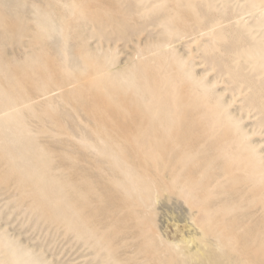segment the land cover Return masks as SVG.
<instances>
[{
  "label": "rangeland",
  "instance_id": "rangeland-1",
  "mask_svg": "<svg viewBox=\"0 0 264 264\" xmlns=\"http://www.w3.org/2000/svg\"><path fill=\"white\" fill-rule=\"evenodd\" d=\"M55 2L57 3L55 4ZM0 3V61L2 62H0V75L2 74V77L0 76V109H2L0 110V143H2L0 144V253L2 252L0 261L2 260V262L0 263L10 264L8 260L3 258L7 248L8 251L19 255L18 264L24 262L25 259V264H124L121 257H129L128 261L130 262L133 260L134 253L147 255L149 250L156 246L154 241H157L158 244L155 249L160 247L157 249L158 252L163 253L166 248L160 262L169 264H186V262L188 264H204V261L206 263L207 261L211 262L216 256L208 247H206L207 249L203 248L202 256L198 255L199 257L190 258L191 260L184 253L193 245L191 246L190 243L189 246L182 240L183 231L180 224L181 220H179L192 215V218L199 219V216L203 217L204 209L211 207L206 204L207 200L203 197L204 189L200 191L205 187L204 180H200L201 182L193 187L184 184L177 186L175 180L178 181L177 179H179L186 182L189 178L193 179L197 175V172L192 169L194 166L191 168L192 164L190 162L193 158V161L198 160L197 162L203 165L220 160L225 165L226 175L229 176L230 173L236 171L235 167L239 163L238 159L239 161H245V157L239 158V155L250 152V155L248 153L249 157L246 155V160H249L247 163L257 165L256 172L262 174V185H264V25H262L264 24V0H0ZM189 11L192 14H189ZM46 16L47 20L44 21V24L42 18L45 19ZM256 16L258 17L256 18ZM141 18L142 20L146 18V20H143L144 23L139 20ZM49 20L54 21L59 29H54L56 26L54 27ZM46 21L51 23L53 27ZM111 23H113V26H110ZM138 23H140L139 26ZM46 24L48 25L47 28H45ZM117 24L119 25L117 26ZM126 26L129 27L126 28ZM185 26L188 31L191 29V32H188ZM97 27H103L101 29L103 31H98L100 28L97 29ZM133 27L137 28L133 30ZM213 31L214 34H212ZM50 32L54 33L51 34ZM187 32L192 36L188 37ZM47 33L51 34V39L48 38ZM183 37L184 41L182 40ZM57 38H59L58 41ZM180 38L182 39L180 40ZM29 58L32 60L30 61ZM181 61L182 63L179 64ZM199 62L202 63L199 64ZM219 66L221 69H219ZM217 69L218 71H216ZM187 74L188 76H186ZM251 74L252 76H250ZM31 79L32 81H30ZM33 83L38 85L35 87ZM101 83L106 84L103 87ZM105 86H107V89H104ZM231 86L232 88H230ZM2 87L4 88L2 89ZM93 87L95 88L93 89ZM31 90L37 91L40 95ZM92 91L94 92L92 93ZM8 92H10V95ZM25 95L27 98H25ZM31 97L35 99L37 105ZM154 97L156 98L154 99ZM197 97L200 98V101ZM49 98L51 99L49 100ZM196 101L199 102V105H195L197 104ZM92 103L95 105L93 106ZM33 104L35 105L33 106ZM19 110L22 112H19ZM161 111L165 114L168 113V116L171 114V116L166 115L164 117L165 115ZM20 113L24 115L21 117ZM158 114L161 120L163 118L168 120L170 132L172 130L173 133L180 135L179 148L181 150L186 149L181 152V156H187L188 158L186 157L181 162V159L178 158L172 162L173 170L178 167V170L173 171L174 178L166 177V167L171 161L169 160L170 162L167 163L161 159L162 148L156 143V138L161 135L157 133L161 130H155L156 128H153L152 124L159 123L160 120H157V118L159 119ZM253 114L254 116H252ZM49 115L56 117L51 119ZM222 115L224 116L223 120ZM56 118H60V121ZM234 119L238 120L240 124ZM12 121L16 124H11ZM42 121L49 123V127ZM258 121L260 122L257 123ZM58 122L62 123L58 125ZM76 122L77 125H75ZM59 126L63 129H60ZM52 127L57 130L55 131ZM40 128H44L45 131L40 130ZM233 131H237V133ZM29 133H31V136ZM38 134L40 135L39 138H35V135L38 136ZM52 135H54V138ZM33 136L35 140L37 139L38 144L34 139L31 140ZM47 139L52 140L49 142ZM24 140L25 143H23ZM190 143L192 149L187 150ZM40 145H43L44 148ZM59 146H62L63 149ZM3 147L4 149H2ZM230 147L231 149H229ZM67 148H71V150ZM52 150L53 152H51ZM260 150L263 151L260 152ZM41 152L42 154H40ZM99 152H101L100 155ZM185 152L188 155L184 156ZM51 153H55V155ZM21 156L23 157L20 158ZM232 157L235 158L232 159ZM33 158L37 161H34ZM222 158H225V161ZM146 162L148 163L146 164ZM135 164L138 167L135 168ZM102 165L105 166L101 167ZM18 166L20 169H18ZM143 167L150 171H146ZM183 169L191 177H185L184 175V178L181 177L180 172ZM34 170L38 171H35L33 176L32 171ZM9 171L10 173H8ZM147 172L152 173V177ZM117 176L118 178H116ZM122 176L124 177L122 178ZM153 180L159 181L166 189L164 193L168 196L169 209L164 207L165 211L159 209L164 198L161 195L163 192H157V186ZM117 186L119 187L116 190ZM172 186H174V189H172ZM74 187L78 190H74ZM102 188L103 191H100ZM12 190L15 192L14 194ZM71 191L74 194H71ZM152 193L157 196L158 201H156L158 203L153 201L155 205L152 203L151 208H143L140 201L145 199L146 194L152 195ZM211 193L210 190L206 194L209 196ZM15 194L17 195L15 196ZM173 201H178L177 206H171L174 205ZM183 202L186 205L185 207ZM89 206L91 207L89 208ZM95 206L97 207L95 208ZM114 206L116 207L114 208ZM170 207H175L176 213L179 211L175 214L178 215V218L181 215L179 219L175 218L176 216L172 213L174 211ZM141 210L146 213H140ZM169 210H172V212ZM189 212H192L190 213L191 216L188 215ZM182 213H185V215L183 216ZM210 213L208 212V214ZM36 215L37 218L34 217ZM107 215L111 218L109 219ZM210 215L211 220L208 219L200 224L203 229L214 226L217 217L223 216L221 213ZM145 216L151 220L146 219ZM171 217L174 218L172 221ZM207 217L208 215H206ZM122 218L126 219L123 220ZM173 222H178V225L173 227L171 224ZM123 224L126 226L124 227ZM210 224L211 226H209ZM160 226L163 227V230ZM154 227L156 230H154ZM112 228L114 229L112 230ZM113 232L115 234L112 235ZM124 234L127 236L125 237ZM106 235L109 236L106 237ZM121 236L123 237L121 238ZM157 237L160 241L156 240ZM118 239L119 241H117ZM179 240H182V242ZM111 245L114 247H111ZM173 246L175 247L174 250H172ZM127 247L134 248V253H127ZM96 248L97 250H95ZM173 251H176L175 254ZM97 255L101 256L98 257ZM103 256L105 259H99L104 258ZM183 259L184 262H182ZM97 260L100 262L102 260V262L98 263ZM154 261L151 259L149 263L154 264ZM11 264L13 263L11 262Z\"/></svg>",
  "mask_w": 264,
  "mask_h": 264
},
{
  "label": "bare ground",
  "instance_id": "bare-ground-1",
  "mask_svg": "<svg viewBox=\"0 0 264 264\" xmlns=\"http://www.w3.org/2000/svg\"><path fill=\"white\" fill-rule=\"evenodd\" d=\"M60 1V0H59ZM115 1V0H114ZM151 1V0H150ZM183 1V0H182ZM260 1V0H259ZM145 2V1H144ZM179 2H181V1H179ZM258 2V1H257ZM57 2H55V4H56ZM61 3V2H60ZM1 4V3H0ZM141 4V3H140ZM168 4V3H167ZM182 4V3H181ZM59 5V4H58ZM65 5V4H64ZM67 5V4H66ZM112 5H113V3H112ZM171 5V4H170ZM173 5V4H172ZM69 6V5H68ZM140 6H142V5H140ZM148 6V5H147ZM146 6V7H147ZM174 6V5H173ZM255 6V5H254ZM166 7H168V6H166ZM172 7V6H171ZM35 8V7H34ZM67 9V8H66ZM65 9V10H66ZM190 10H192L191 8H189ZM261 9V8H260ZM138 10V9H137ZM171 10V9H170ZM263 10V9H262ZM192 11H194V10H192ZM36 12V11H35ZM174 12H175V10H174ZM262 12V11H261ZM49 13V12H48ZM124 13V12H123ZM172 13H173V11H172ZM191 12L189 11V14H190ZM46 14H47V12H46ZM71 14V13H70ZM192 14V13H191ZM205 14V13H204ZM193 15H194V12H193ZM257 15V14H256ZM260 15V14H259ZM36 17H37V15H36ZM45 17V16H44ZM140 17H141V15H140ZM139 17V18H140ZM177 17V16H176ZM183 17V16H182ZM191 17V16H190ZM258 16H256V18H257ZM49 18V17H48ZM136 18V17H135ZM144 18V17H143ZM192 18V17H191ZM35 19H37V18H35ZM50 19V18H49ZM137 19V18H136ZM177 19H178V17H177ZM42 20H43V23L45 24V20H47V16H46V18L45 19H43L42 18ZM84 20V19H83ZM121 20V19H120ZM139 20H142V18L141 19H139ZM143 20H146V18L145 19H143ZM143 20L141 21V22H143ZM147 20H148V18H147ZM155 20V19H154ZM195 21L197 20V19H194ZM193 20V21H194ZM256 20V19H255ZM50 21V20H49ZM79 21H81V20H79ZM113 21V20H112ZM138 21V20H137ZM198 21V20H197ZM27 22V21H26ZM51 22V21H50ZM107 22V21H106ZM115 22V21H114ZM140 22V21H139ZM188 22V21H187ZM191 22V21H190ZM206 22V21H205ZM41 23V22H40ZM46 23H48V21H46ZM51 23H53V25H54V29H59V28H57V26L58 25H55V23H54V21L53 22H51ZM51 23H48V24H51ZM118 23V22H117ZM144 23V22H143ZM142 23V24H143ZM175 23H177V22H175ZM185 23V22H184ZM251 23H254V22H251ZM78 24V23H77ZM108 24V23H107ZM112 25H110V26H113V23H111ZM139 24L140 23H138V26H139ZM182 24V23H181ZM181 24H179V25H181ZM186 24V23H185ZM184 24V25H185ZM192 24H194V23H192ZM42 25V24H41ZM82 25V24H81ZM119 24H117V26H118ZM149 25V24H148ZM169 25V24H168ZM176 25V24H175ZM195 25V24H194ZM262 25H264V24H262ZM19 26V25H18ZM44 26V25H43ZM50 26V25H49ZM51 26H52V24H51ZM50 26V27H51ZM59 26H60V24H59ZM130 26V25H129ZM129 26H126V28L127 27H129ZM134 26V25H133ZM135 26H137V25H135ZM142 26V25H141ZM147 26V25H146ZM150 26V25H149ZM189 26V25H188ZM197 26V25H196ZM33 27V26H32ZM48 27V25L46 24V26H45V28H47ZM53 27V26H52ZM91 27V26H90ZM177 27V26H176ZM186 27V26H185ZM259 27V26H258ZM98 28H100V27H97V29ZM103 28V27H102ZM102 28H100V29H98V31H103V30H101ZM134 28V27H133ZM137 28V27H136ZM136 28H134L133 30H135ZM207 28H209V27H207ZM19 29V28H18ZM20 29H21V27H20ZM34 29V28H33ZM96 29V28H95ZM106 29V28H105ZM117 29V28H116ZM185 29H187V27L185 28ZM184 29V30H185ZM246 29V28H245ZM55 30V31H56ZM125 30H127V29H125ZM129 30V29H128ZM141 30V29H140ZM145 30V29H144ZM191 29H189V31H188V29H187V31L188 32H191L190 31ZM195 30V29H194ZM210 30V29H209ZM17 31V30H16ZM45 32L47 31V29L46 30H44ZM137 31H139V30H137ZM9 32V31H8ZM51 32H52V28H51ZM50 32V33H51ZM60 32V31H59ZM88 32V31H87ZM127 32V31H126ZM187 32V33H188ZM203 32H205V31H203ZM210 32V31H209ZM216 32V31H215ZM17 33V32H16ZM23 33V32H22ZM54 33V32H53ZM53 33H51V34H53ZM61 33V32H60ZM135 33H137V32H135ZM166 33V32H165ZM184 33H185V31H184ZM199 33V32H198ZM197 33V34H198ZM202 33V32H201ZM21 34V33H20ZM48 34V33H47ZM50 34V35H51ZM58 34V33H57ZM131 34H133V32H131ZM149 34H150V32H149ZM189 34V33H188ZM209 34V33H208ZM212 34H214V31H213V33ZM216 34V33H215ZM49 35V34H48ZM50 35L48 36V38L50 37ZM55 35V34H54ZM89 35H90V33H89ZM88 35V36H89ZM103 35V34H102ZM127 35H128V33H127ZM151 35V34H150ZM247 35V34H246ZM245 35V36H246ZM30 36V35H29ZM32 36V35H31ZM58 36V35H57ZM118 36H120L119 34H118ZM117 36V37H118ZM132 36V35H131ZM186 36V35H185ZM190 36V34L188 35V37ZM192 36V35H191ZM190 36V37H191ZM205 36H206V34H205ZM208 36V35H207ZM211 36V35H210ZM214 36V35H213ZM18 37V36H17ZM40 37V36H39ZM61 37H62V35H61ZM93 37V36H92ZM97 37V36H96ZM100 37V36H99ZM104 37V36H103ZM103 37H101V38H103ZM116 37V38H117ZM187 37V36H186ZM185 37V38H186ZM13 38V37H12ZM35 38V37H34ZM54 38V37H53ZM59 38H60V36H59ZM59 38H57L56 40L58 41L59 40ZM129 38V37H128ZM127 38V39H128ZM18 39V38H17ZM49 39H51V37L49 38ZM88 39V37L86 38V40ZM98 39V38H97ZM96 39V40H97ZM182 38H180V40H181ZM13 40V39H12ZM21 40V39H20ZM122 40H123V38H122ZM183 41L185 40L184 39V37H183V39H182ZM206 40V39H205ZM18 41V40H17ZM26 41V40H25ZM178 41V40H177ZM182 41V42H183ZM206 41H208V40H206ZM19 42V41H18ZM53 42H55V41H53ZM126 42V41H125ZM21 43H22V41H21ZM211 44H212V42H210ZM41 44V43H40ZM203 44V43H202ZM201 44V45H202ZM261 44V43H260ZM18 45V44H17ZM167 45V44H166ZM165 45V46H166ZM200 45V46H201ZM20 46V45H19ZM56 46V45H55ZM69 47L71 46V45H68ZM67 46V47H68ZM199 46V47H200ZM228 46V45H227ZM15 47H17V46H15ZM58 47V46H57ZM167 47V46H166ZM165 47V48H166ZM230 47V46H229ZM262 47V46H261ZM94 48H96L95 46H94ZM183 48V47H182ZM227 48V47H226ZM263 48V47H262ZM17 49V48H16ZM90 49V48H89ZM161 49V48H160ZM48 50V49H47ZM55 50V49H54ZM68 53H70V52H68ZM74 54V53H73ZM39 55V54H38ZM75 55V54H74ZM171 55V54H170ZM177 55H179V54H177ZM41 56V55H40ZM70 56H71V54H70ZM71 57H73V55L71 56ZM143 57V56H142ZM197 57V56H196ZM4 58H5V56H4ZM77 58V57H76ZM212 58V57H211ZM28 60V59H27ZM29 60H30V58H29ZM32 60V59H31ZM30 60V61H31ZM51 60V59H50ZM70 60V59H69ZM69 60H68V62H69ZM130 60V59H129ZM207 60V59H206ZM217 60V59H216ZM34 61V60H33ZM32 61V62H33ZM73 61V60H72ZM116 61V60H115ZM175 61V60H174ZM208 61V60H207ZM207 61H206V63H207ZM1 62V61H0ZM214 62H216V61H214ZM252 62H254V61H252ZM2 63V62H1ZM7 63V62H6ZM73 63V62H72ZM75 63H76V61H75ZM74 63V64H75ZM124 63V62H123ZM182 63V61L179 63V64H181ZM191 63V62H190ZM196 63V62H195ZM198 63V62H197ZM196 63V64H197ZM202 62H199V64H201ZM28 64V63H27ZM29 64H31V63H29ZM46 64V63H45ZM77 64H79V63H77ZM209 64V63H208ZM36 66H37V64H35ZM35 65H34V67H35ZM72 65V64H71ZM131 65V64H130ZM215 65V64H214ZM219 65H220V63H219ZM243 65V64H242ZM2 66V65H1ZM117 66H118V64H117ZM125 66V65H124ZM176 66H179V65H176ZM216 66V65H215ZM214 66V67H215ZM245 66V65H244ZM249 66V65H248ZM4 67V66H3ZM7 67H9V66H7ZM33 67V66H32ZM43 67V66H42ZM45 67V66H44ZM71 67V66H70ZM78 67V66H77ZM119 67V66H118ZM173 67V66H172ZM208 67V66H207ZM30 68V67H29ZM115 68V67H114ZM130 68H132V67H130ZM26 69V68H25ZM210 69V68H209ZM219 69H221L220 68V66H219ZM22 70V69H21ZM74 70V69H73ZM76 70V69H75ZM110 70V69H109ZM251 70V69H250ZM249 70V71H250ZM78 71V70H77ZM149 71V70H148ZM187 71V70H186ZM205 71V70H204ZM207 71V70H206ZM216 71H218V69L216 70ZM220 71H222V70H220ZM219 71V72H220ZM19 72V71H18ZM25 72V71H24ZM30 72V71H29ZM109 72V71H108ZM27 73V72H26ZM25 73V74H26ZM253 73V72H252ZM255 73V72H254ZM19 74V73H18ZM78 74V73H77ZM76 74V76H78ZM174 74V73H173ZM185 74H186V72H185ZM189 74V73H188ZM188 74L186 75V76H188ZM223 74V73H222ZM2 75V74H1ZM0 75V76H1ZM82 75V74H81ZM216 75V74H215ZM10 77H11V75H9ZM19 76V75H18ZM171 76H172V73H171ZM197 76V75H196ZM250 76H252V74L250 75ZM2 77V76H1ZM21 77V76H20ZM19 77V78H20ZM27 77H28V75H27ZM68 77V76H67ZM67 77H65V78H67ZM74 77V76H73ZM112 77V76H111ZM176 77V76H175ZM211 77H213V76H211ZM13 78V77H12ZM22 78V77H21ZM24 78V77H23ZM197 78V77H196ZM112 79V78H111ZM150 79H152V78H150ZM228 79V78H227ZM23 80V79H22ZM28 80H29V78H28ZM80 80V79H79ZM79 80H77V81H79ZM81 80H82V78H81ZM105 80V79H104ZM107 80V79H106ZM170 80V79H169ZM182 80V79H181ZM208 81L210 80V79H207ZM226 80V79H225ZM261 80V79H260ZM30 81H32V79L30 80ZM102 81V80H101ZM171 81V80H170ZM1 82H3V81H1ZM21 81L19 80V83H20ZM81 82V81H80ZM36 83V82H35ZM35 83H33L34 84V86L36 87L37 85H35ZM62 83V82H61ZM25 84V83H24ZM57 84V83H56ZM55 84V85H56ZM85 84V83H84ZM83 84V85H84ZM100 84V83H99ZM102 84V83H101ZM104 84H106V83H103L102 85H103V87H104ZM205 84V83H204ZM55 85H54V88H55ZM63 85V84H62ZM61 85V86H62ZM233 85V84H232ZM4 86V85H3ZM17 86V85H16ZM71 86V85H70ZM199 86V85H198ZM202 86H204V85H202ZM239 86V85H238ZM12 87H13V85H12ZM26 87H28V86H26ZM33 87V86H32ZM58 87V86H57ZM95 87L97 88V86L95 85ZM95 87H93V89L95 88ZM106 88H104V89H107V86H105ZM207 87H210V86H207ZM224 87V86H223ZM4 87H2V89H3ZM11 88V87H10ZM65 88V87H64ZM92 88V87H91ZM112 88V87H111ZM114 88V87H113ZM112 88V89H113ZM212 88V87H211ZM210 88V89H211ZM220 88H222V87H220ZM230 88H232V86L230 87ZM229 88V89H230ZM33 89V88H32ZM82 89V88H81ZM98 89V88H97ZM103 89V90H104ZM111 89V90H112ZM125 89H127V87H125ZM224 89H226L225 87H224ZM228 89V88H227ZM14 90V89H13ZM56 90V89H55ZM54 90V91H55ZM101 90V89H100ZM110 90V89H109ZM140 91H141V89H139ZM203 90H204V88H203ZM206 90V89H205ZM32 91V90H31ZM35 90H33L32 92H34ZM58 91H60V90H58ZM70 91V90H69ZM218 91V90H217ZM7 92V91H6ZM35 92H37V91H35ZM46 92H47V90H46ZM51 92V91H50ZM94 91H92V93H93ZM107 92V91H106ZM113 92V91H112ZM231 92V91H230ZM229 92V93H230ZM9 93V95H10V92H8ZM38 93V92H37ZM61 93H63V92H61ZM66 93V92H65ZM122 93H124V92H122ZM141 93V92H140ZM16 94V93H15ZM27 94V93H26ZM28 94H30V93H28ZM36 94V93H35ZM39 94V93H38ZM252 94V93H251ZM1 95V94H0ZM40 95V94H39ZM62 95V94H61ZM124 95V94H123ZM127 95V94H126ZM147 95V94H146ZM170 95V94H169ZM7 96H8V94H7ZM18 96V95H17ZM33 96V95H32ZM94 96V95H93ZM100 96V95H99ZM104 96V95H103ZM115 96H116V94H115ZM115 96H113L114 98H116ZM145 96V95H144ZM193 96V95H192ZM202 96V95H201ZM250 96V95H249ZM34 97H35V95H34ZM51 97V96H50ZM61 97V96H60ZM101 97V96H100ZM100 97H99V100H100ZM157 97V96H156ZM156 97H154V99L156 98ZM169 97V96H168ZM191 97V96H190ZM247 97V96H246ZM6 98V97H5ZM25 98H27V96L25 95ZM32 98V97H31ZM35 98H37V97H35ZM42 98V97H41ZM97 99H98V97H96ZM134 98V97H133ZM144 98V97H143ZM146 98V97H145ZM144 98V99H145ZM192 98V97H191ZM197 98H199V97H197ZM201 98H203V97H201ZM248 98V97H247ZM7 99H8V97H7ZM10 99H11V97H10ZM33 99L34 98H32V101H33ZM51 98H49V100H50ZM54 99V98H53ZM60 99V98H59ZM84 99V98H83ZM95 99V98H94ZM104 99V98H103ZM158 99V98H157ZM150 100V99H149ZM183 100V99H182ZM185 100V99H184ZM241 100V99H240ZM246 100V99H245ZM248 100V99H247ZM27 101V100H26ZM31 101V103H33ZM101 101H102V98H101ZM127 101H129V100H127ZM151 101V100H150ZM149 101V102H150ZM199 101H200V98H199ZM239 101V100H238ZM249 101V100H248ZM6 102V101H5ZM8 102V101H7ZM10 102H11V100H10ZM19 102V101H18ZM29 102H30V100H29ZM34 102H35V99H34ZM58 102V101H57ZM86 102V101H85ZM197 102V101H196ZM195 102V103H196ZM202 102H203V100H202ZM37 102H35V104H36ZM48 103V102H47ZM53 103V102H52ZM125 103V102H124ZM129 103V102H128ZM127 103V104H128ZM134 103V102H133ZM146 103V102H145ZM162 103V102H161ZM168 103V102H167ZM199 102H197V104H195V105H199L198 104ZM12 104V103H11ZM30 104V103H29ZM35 104H33V106L35 105ZM71 104H72V102H71ZM104 104H105V102H104ZM104 104H103V106H104ZM143 104V103H142ZM3 105H4V103H3ZM12 105H14V104H12ZM11 105V106H12ZM32 105V104H31ZM37 105V104H36ZM45 105V104H44ZM49 105V104H48ZM52 105V104H51ZM62 105V104H61ZM92 105L94 106L95 104L94 103H92ZM122 105V104H121ZM125 105V104H124ZM163 105V104H162ZM20 106H22V105H20ZM40 106H42V105H40ZM64 106V105H63ZM118 106V105H117ZM160 106H161V104H160ZM173 106V105H172ZM201 106V105H200ZM225 106V105H224ZM243 106V105H242ZM245 106H246V104H245ZM30 107V106H29ZM43 107V106H42ZM45 107V106H44ZM56 107V106H55ZM69 107H70V105H69ZM84 107V106H83ZM116 107V106H115ZM163 107V106H162ZM166 107V106H165ZM238 107H239V105H238ZM250 107V106H249ZM253 107V106H252ZM38 108V107H37ZM36 108V109H37ZM40 108V107H39ZM38 108V109H39ZM52 108V107H51ZM67 108V107H66ZM93 108V107H92ZM91 108V109H92ZM104 108V107H103ZM118 108H119V106H118ZM142 108V107H141ZM191 108V107H190ZM195 108V107H194ZM225 108V107H224ZM244 108V107H243ZM95 109H99V108H95ZM116 109V108H115ZM120 109V108H119ZM166 109V108H165ZM188 109V108H187ZM198 109V108H197ZM234 109V108H233ZM252 109V108H251ZM0 110H2V109H0ZM24 110V109H23ZM40 110H42V109H40ZM49 110V109H48ZM59 110V109H58ZM78 110H80V109H78ZM156 110V109H155ZM163 110V109H162ZM238 110V109H237ZM8 111V110H7ZM25 111V110H24ZM46 111V110H45ZM72 111V110H71ZM116 111H118V110H116ZM116 111H115V113H116ZM170 111H171V109H170ZM173 111V110H172ZM187 111V110H186ZM190 111V110H189ZM205 111H207V110H205ZM213 111V110H212ZM19 112H22V111H20L19 110ZM51 112V111H50ZM53 112H55V111H53ZM56 112H58V111H56ZM81 112V111H80ZM84 112V111H83ZM91 112H92V110H91ZM93 112H94V108H93ZM96 112V111H95ZM161 112H163V111H161ZM174 112V111H173ZM200 112H201V110H200ZM204 112V111H203ZM209 112V111H208ZM227 112V111H226ZM256 112H258V110H256ZM41 113V112H40ZM39 113V114H40ZM202 113V112H201ZM21 114V117L24 115V114H22V113H20ZM42 114H43V112H42ZM60 114V113H59ZM66 114V113H65ZM74 114V113H73ZM119 114H120V112H119ZM163 114L165 115L164 117H166V115L168 116V113L167 114H165V112H163ZM162 114V115H163ZM210 114V113H209ZM229 114V113H228ZM246 114V113H245ZM35 115V113L33 114V116ZM48 115V114H47ZM55 115H57V114H55ZM83 115V114H82ZM161 115V116H162ZM170 116H171V114H169ZM172 115H174L173 113H172ZM185 115V114H184ZM217 115V114H216ZM46 116V115H45ZM59 116V115H58ZM63 116H65V115H63ZM112 116V115H111ZM127 116V115H126ZM158 116H159V114H158ZM170 116H168V117H170ZM252 116H254V114L252 115ZM251 116V117H252ZM44 117V116H43ZM48 117V116H47ZM49 117L52 119L53 117H51V115H49ZM56 117V116H55ZM55 117H54V119H55ZM68 117V116H67ZM66 117V118H67ZM72 117H74V116H72ZM128 117V116H127ZM163 117V116H162ZM175 117V116H174ZM181 117V116H180ZM218 117V116H217ZM223 115H222V120H223ZM260 117V116H259ZM258 117V118H259ZM262 117V116H261ZM40 118V117H39ZM38 118V119H39ZM157 118V117H156ZM188 118V117H187ZM8 119V118H7ZM48 118H46V120H47ZM56 119H58L59 121H60V118H56ZM76 119V118H75ZM144 119V118H143ZM164 119V118H163ZM162 119V120H163ZM219 119H221V118H219ZM25 120V119H24ZM34 120V119H33ZM57 120V121H58ZM72 120V119H71ZM89 120V119H88ZM157 120L159 121V123H157V124H152V127L154 128H156L155 130H161V132H159L158 131V133L157 134H161L160 136H159V138H156L157 139V144L162 148V154L160 155V157H161V159L164 161V162H167V163H169L170 161V164L168 165V167H166V171H165V175H166V177H169V178H172L173 176H175V174H173V171L174 170H176V169H174L173 170V168H172V162L174 161V160H177L178 158H180L181 160H180V162L182 161V160H185V158L187 157V156H185V155H188V153L187 152H185L186 154H183L185 157H182L181 155V152H183V151H185L186 149L184 148L183 150H181V148H179V144L181 143V138H180V135L179 134H177V133H173L174 131H172L171 130V132H170V127L168 126V120H165L164 119V121H162L161 119H160V116H159V119L157 118ZM236 119H234V121H235ZM35 121V120H34ZM40 121V120H39ZM48 121H49V119H48ZM51 121V120H50ZM70 121V120H69ZM77 121V120H76ZM107 121V120H106ZM237 121V123H239L238 122V120H236ZM13 123H11V124H14L15 122L14 121H12ZM24 122H26V121H24ZM30 123H31V121H29ZM43 122V121H42ZM53 122V121H52ZM92 122H94V121H92ZM154 122H156V121H154ZM153 122V123H154ZM174 122H175V119H174ZM173 122V123H174ZM214 122V121H213ZM260 121H258L257 123H259ZM41 123V122H40ZM44 123V122H43ZM60 123H62V122H58V125L60 124ZM75 123V122H74ZM89 123H90V121H89ZM179 123V122H178ZM177 123V124H178ZM252 123H254V122H252ZM251 123V124H252ZM255 123H256V121H255ZM16 124V123H15ZM29 124V123H28ZM32 124V123H31ZM31 124H29V125H31ZM39 124V123H38ZM38 124H36L37 126H39ZM44 124H46L47 126L49 125V123H44ZM92 124H94V123H92ZM98 124V123H97ZM228 124V123H227ZM234 124V123H233ZM232 124V125H233ZM236 124V123H235ZM234 124V125H235ZM240 124V123H239ZM245 124V123H244ZM261 124V123H260ZM28 125V126H29ZM43 125V124H42ZM64 125H65V123H64ZM68 125V124H67ZM75 125H77V122H76V124ZM173 126H174V124H172ZM230 125V124H229ZM250 125V124H249ZM36 126V127H37ZM45 126V125H44ZM46 126V127H47ZM50 126H52V125H50ZM83 126V125H82ZM221 126V125H220ZM246 126V125H245ZM248 126V125H247ZM43 127V126H42ZM41 127V128H42ZM49 127V126H48ZM226 127H227V125H226ZM233 127V126H232ZM11 128V127H10ZM38 128V127H37ZM40 128V130H42V131H45L44 130V128L43 129H41ZM54 127H52V129H53ZM58 128V127H57ZM59 128L61 129L62 127H60L59 126ZM172 128V127H171ZM222 128V127H221ZM220 128V129H221ZM240 128H241V126H240ZM47 129V128H46ZM63 129V128H62ZM70 129V128H69ZM164 129V130H163ZM166 129V130H165ZM232 129V128H231ZM237 129V128H236ZM31 130V129H30ZM34 130H36L35 128H34ZM54 130L56 131L57 129L56 128H54ZM75 130V129H74ZM77 130V129H76ZM82 130V129H81ZM217 130V129H216ZM264 130V129H263ZM15 131V130H14ZM64 131H66V130H64ZM215 131V130H214ZM8 132V131H7ZM15 132H17V131H15ZM14 132V133H15ZM35 132V131H34ZM41 132V131H40ZM67 132V131H66ZM72 132H73V130H72ZM88 132H89V130H88ZM163 132H165L166 134L164 135V133ZM209 132V131H208ZM233 132H236L237 133V131H233ZM27 133V132H26ZM32 133H33V131H32ZM64 133V132H63ZM75 133H77V132H75ZM207 133V132H206ZM205 133V134H206ZM212 133V132H211ZM6 134H9V133H6ZM30 134V136H31V133H29ZM65 134V133H64ZM69 134V133H68ZM78 134V133H77ZM213 134V133H212ZM211 134V135H212ZM239 134V133H238ZM22 135V134H21ZM20 135V136H21ZM24 135V134H23ZM28 135V134H27ZM66 135H67V133H66ZM207 136H208V134H206ZM26 136V135H25ZM24 136V137H25ZM39 134H38V136H36L35 135V138L36 137H38L39 138ZM53 136V138H54V135H52ZM56 136V135H55ZM9 137V136H8ZM58 137V136H57ZM116 137V136H115ZM157 137V136H156ZM17 138H19L18 136H17ZM22 138V137H21ZM26 138H28V137H26ZM32 138V137H31ZM52 138V137H51ZM65 139H66V137H64ZM236 138H237V136H236ZM20 139V138H19ZM34 139V136H33V138L31 139V140H33ZM62 139V138H61ZM64 139V140H65ZM68 139V138H67ZM84 139V138H83ZM95 139V138H94ZM16 140V139H15ZM22 140V139H21ZM26 140H28V139H26ZM35 140V139H34ZM40 140V139H39ZM39 140H38V142H39ZM42 140V139H41ZM47 140H49V139H47ZM51 140L52 139H50L49 140V142H51ZM55 140H56V138H55ZM58 140V139H57ZM82 140V139H81ZM93 140V139H92ZM210 140H211V138H210ZM235 140V139H234ZM260 140V139H259ZM263 140V139H262ZM193 141V140H192ZM207 141V140H206ZM209 141V140H208ZM241 141V140H240ZM254 141H255V139H254ZM253 141V142H254ZM258 141V140H257ZM28 142H29V140H28ZM35 142L37 143V139L35 140ZM45 142H46V140H45ZM66 142H67V140H66ZM94 142H95V140H94ZM231 142V141H230ZM252 142V141H251ZM259 142H261V141H259ZM258 142V143H259ZM5 143V142H4ZM23 143H25V140H24V142ZM62 143V142H61ZM96 143V142H95ZM136 143V142H135ZM237 143H239V142H237ZM0 144H2V143H0ZM16 144V143H15ZM29 144H31V143H29ZM38 144V143H37ZM67 144V143H66ZM73 144V143H72ZM71 144V145H72ZM133 145H134V143H132ZM235 144V143H234ZM249 144V143H248ZM24 145V144H23ZM44 145V144H43ZM43 145H40V146H42L43 147ZM69 145H70V143H69ZM132 145V146H133ZM225 145H227V144H225ZM25 146V145H24ZM28 146V145H27ZM34 145L32 144V147H33ZM37 146V145H36ZM74 146V145H73ZM107 147H108V145H106ZM21 147H23L22 145H21ZM26 147V146H25ZM41 147V149H43ZM60 148H62L63 149V147L62 146H59ZM225 147V146H224ZM227 147V146H226ZM233 147V146H232ZM243 147V146H242ZM247 147V146H246ZM16 148V147H15ZM15 148H13V149H15ZM76 148V147H75ZM187 150H190V149H192V144L190 143V144H188V146H187ZM223 148V147H222ZM249 148V147H248ZM0 149H1V147H0ZM2 149H4V147L2 148ZM67 149H70L71 150V148H67ZM132 149V148H131ZM159 149V148H158ZM219 149V148H218ZM221 149V148H220ZM229 149H231V147L229 148ZM7 150V149H6ZM18 150V149H17ZM26 150V149H25ZM29 150V149H28ZM135 150V149H134ZM222 150V149H221ZM223 150H225V149H223ZM244 150V149H243ZM252 150V149H251ZM10 151V150H9ZM24 151V150H23ZM49 151V150H48ZM75 151L76 152H78L76 149H75ZM128 151V150H127ZM130 151V150H129ZM227 151V150H226ZM226 151H225V153H226ZM231 151V150H230ZM245 151V150H244ZM261 151H263V150H260V152ZM5 152V151H4ZM27 152H29V151H27ZM36 152V151H35ZM37 152H38V150H37ZM46 152H47V148H46ZM50 152V151H49ZM51 152H53V150L51 151ZM240 152V151H239ZM238 152V153H239ZM259 152V151H258ZM2 153V152H1ZM16 153V152H15ZM30 153V152H29ZM33 153V152H32ZM44 153H45V151H44ZM44 153H43V155H44ZM92 153V152H91ZM100 153L101 152H99V155H100ZM128 154H129V152H127ZM205 153V152H204ZM223 153V152H222ZM227 153H229V152H227ZM241 153V152H240ZM249 153V155H250V152H248ZM248 153L247 154H242L241 153V155H239V158H243V157H245V161H243V160H240L239 161V159H238V164H236V171H234L233 173H230L229 174V176H227L226 175V170H225V165H224V163L222 162V161H220V160H218V161H213V162H209V163H205L204 165L203 164H200V163H198L196 160L195 161H193V159H192V161L190 162L191 164H192V166H191V168L192 169H194L196 172H197V175L193 178V179H191V178H189L188 179V181L186 180V182H184V181H180L179 179H177L178 181H176L175 180V184L178 186V185H180V184H184V185H186V186H188V185H190L191 187H193V186H196L197 184H199L201 181L200 180H204L203 182L205 183V187H203L200 191H202L203 189V197L207 200L206 201V204H208V205H210L211 207L210 208H208V209H204V211H203V217L201 216H199L198 218L199 219H197V218H192V214H190V213H192V212H189V214L188 215H192L191 217H189V216H185L184 218H183V220L182 219H179L180 218V216H179V218H178V215L176 216L175 214H177L176 212H175V210H174V208L173 207H170V208H172L173 209V211L174 212H172V210H169L170 212H172V213H174V215L176 216L175 218H178L179 220H181V226H182V231H183V241L185 242V243H187L188 245L191 243V248L189 247V249H187V251L186 252H184L187 256H189V259L190 258H195V257H197L198 255L200 256H202L203 255V248L205 247H208V248H210L211 250H212V252H214L215 253V258L213 259V260H211V262H208L207 261V263H206V261H204L205 263L204 264H264V185H262V174H260V172L259 173H257L256 171H257V165H251L250 163H247V162H249V160L247 159L246 160V155H248ZM253 153V152H252ZM22 154V153H21ZM40 154H42V152L40 153ZM52 154V153H51ZM74 154V153H73ZM78 155H79V153H77ZM95 154V153H94ZM98 154V153H97ZM259 154V153H258ZM16 155V154H15ZM49 155V154H48ZM52 155H55V153L54 154H52ZM75 155V154H74ZM78 155H76L77 157H78ZM84 155H85V153H84ZM88 155V154H87ZM86 155V156H87ZM193 155V154H192ZM221 155V154H220ZM224 155V154H223ZM249 155H248V157H249ZM19 156V155H18ZM29 156H30V154H29ZM32 156V155H31ZM33 156H35V155H33ZM39 156V155H38ZM81 156V155H80ZM191 156V155H190ZM236 156V155H235ZM252 156H254V155H252ZM252 156H250V157H252ZM9 157H11V156H9ZM13 157V156H12ZM17 157V156H16ZM23 156H21L20 158H22ZM26 157V156H25ZM50 157V156H49ZM49 157H47V158H49ZM52 157H54V156H52ZM109 157V156H108ZM227 157V156H226ZM247 157V158H248ZM264 157V156H263ZM28 158V157H27ZM36 158V157H35ZM188 158V157H187ZM211 158H213V157H211ZM235 158V157H234ZM233 157H232V159H234ZM8 159V158H7ZM17 159H18V157H17ZM28 159H30L31 160V158H28ZM40 159V158H39ZM51 159H53V158H51ZM51 159H49L50 161H51ZM137 159V158H136ZM172 159V160H171ZM223 159V158H222ZM228 159V158H227ZM226 159V160H227ZM253 159V158H252ZM15 160V159H14ZM21 160V159H20ZM26 160V159H25ZM33 160H34V158H33ZM45 160V159H44ZM47 160V159H46ZM78 160V159H77ZM86 160V159H85ZM142 160V159H141ZM170 160V161H169ZM211 160V159H210ZM224 161H225V158L223 159ZM34 161H37V160H34ZM38 161H40V160H38ZM71 161V160H70ZM94 161H96L95 159H94ZM98 161V160H97ZM101 161H103V160H101ZM132 161V160H131ZM212 161V160H211ZM251 161V160H250ZM6 162V161H5ZM23 162V161H22ZM33 162V161H32ZM52 162V161H51ZM53 162H55V160L53 159ZM68 162V161H67ZM141 162V161H140ZM159 162V161H158ZM162 162V161H161ZM237 162V161H236ZM235 162V163H236ZM252 162V161H251ZM72 163V162H71ZM76 163V162H75ZM148 162H146V164H147ZM177 163V162H176ZM189 163V164H190ZM232 163H234V162H232ZM240 163H242L243 164V166H241L242 164H240ZM40 164V163H39ZM111 164V163H110ZM109 164V165H110ZM175 164V163H174ZM47 165H49V164H47ZM69 165V164H68ZM67 165V166H68ZM136 165V164H135ZM162 165V164H161ZM166 165V164H165ZM171 165V166H170ZM178 165V164H177ZM17 166V165H16ZM40 166V165H39ZM50 166H52V165H50ZM50 166H48V167H50ZM62 166V165H61ZM70 166V165H69ZM103 166H105V165H102L101 167H103ZM122 166V165H121ZM148 166V165H147ZM149 166H150V163H149ZM181 166V165H180ZM5 167V166H4ZM73 168H74V166H72ZM88 167V166H87ZM136 167H138L137 165L135 166V168ZM146 167V166H145ZM151 167V166H150ZM9 168V167H8ZM8 168H7V170H8ZM85 168V167H84ZM83 168V169H84ZM89 168V167H88ZM105 168V167H104ZM144 168V167H143ZM149 168V167H148ZM186 168V167H185ZM4 170H5V168H3ZM18 169H20V167L18 166ZM67 170H68V168H66ZM82 169V168H81ZM82 169V170H83ZM142 169V168H141ZM145 169V168H144ZM150 169V168H149ZM152 169V168H151ZM161 169V168H160ZM159 169V170H160ZM260 169V168H259ZM39 170V169H38ZM38 170H34V171H32V175H33V173H35V171H38ZM41 170V169H40ZM53 170V169H52ZM51 170V171H52ZM55 170V169H54ZM58 170V169H57ZM64 170V169H63ZM88 170V169H87ZM100 170V169H99ZM98 170V171H99ZM146 170V169H145ZM178 170V169H177ZM1 171V170H0ZM16 171V170H15ZM30 171V170H29ZM80 171V170H79ZM84 171H86V170H84ZM95 171V170H94ZM146 171H150V170H146ZM145 171V172H146ZM162 171V170H161ZM264 171V170H263ZM3 172V171H2ZM5 172V171H4ZM44 172V171H43ZM81 172V171H80ZM152 172V171H151ZM6 173V172H5ZM8 173H10V171L8 172ZM77 173V172H76ZM114 173V172H113ZM147 173H149V172H147ZM155 173V172H154ZM175 173V172H174ZM12 174H14V173H12ZM12 174H11V176H12ZM62 174V173H61ZM68 174V173H67ZM75 174V173H74ZM81 174V173H80ZM84 174V173H83ZM94 174V173H93ZM96 174V173H95ZM150 174V177H152L151 176V174L152 173H149ZM180 174H182V176L181 177H183V175L185 176V177H191V176H189V174L187 173V171L185 170V169H183V170H181V172H180ZM194 174V173H193ZM4 175V174H3ZM56 175V174H55ZM57 175H59V174H57ZM66 175V174H65ZM69 175V174H68ZM77 175H79L78 173H77ZM76 175V176H77ZM105 175V174H104ZM146 175H148V174H146ZM164 175V174H163ZM9 176H10V174H9ZM34 176V175H33ZM38 176V175H37ZM50 176V175H49ZM91 176V175H90ZM121 176V175H120ZM156 176V175H155ZM6 177V176H5ZM14 177H15V175H14ZM24 177V176H23ZM36 177V176H35ZM63 177V176H62ZM107 178H108V175L106 176ZM124 176H122V178H123ZM156 177H158V176H156ZM178 177V176H177ZM25 178H29V177H25ZM48 178V177H47ZM64 178H66V176H64ZM102 178H103V175H102ZM116 178H118V176L116 177ZM120 178V177H119ZM174 178V177H173ZM184 178V177H183ZM20 179V178H19ZM18 179V180H19ZM40 179V178H39ZM38 179V180H39ZM82 179V178H81ZM94 179V178H93ZM99 179V178H98ZM104 179V178H103ZM121 179V178H120ZM120 179H118V180H120ZM154 179H158V178H154ZM181 179V178H180ZM186 179V178H185ZM12 180V179H11ZM14 180V179H13ZM12 180V181H13ZM17 180V181H18ZM61 180V179H60ZM59 180V181H60ZM114 180V179H113ZM116 180V179H115ZM114 180V181H115ZM10 181V180H9ZM16 181V180H15ZM32 181V180H31ZM104 181V180H103ZM121 181V180H120ZM124 181V180H123ZM126 181V180H125ZM154 181V180H153ZM167 181V180H166ZM4 182V181H3ZM5 182H6V180H5ZM66 182V181H65ZM108 182H109V180H108ZM108 182H107V185H108ZM111 182V181H110ZM127 182V181H126ZM172 182V181H171ZM7 183V182H6ZM9 183V182H8ZM13 183V182H12ZM17 183V182H16ZM154 183L156 184V189L158 190L157 192H159V191H161V192H163V194H161L164 198H163V200L161 201L162 202V204H160V207L161 208H159L160 210L161 209H163L164 207L165 208H168L169 209V206H168V204H167V201H169L168 200V196H167V194H165L164 192L166 191V189H165V187L163 186V185H161L160 184V182L158 181H154ZM167 183H168V181H167ZM0 184H1V182H0ZM10 184V183H9ZM36 184V183H35ZM114 184V183H113ZM117 184V183H116ZM152 184V183H151ZM171 184V183H170ZM175 184H174V186H175ZM13 185V184H12ZM39 185V184H38ZM102 185V184H101ZM105 185V184H104ZM64 186V185H63ZM111 186V185H110ZM174 186H172L173 188L172 189H174ZM182 186V185H181ZM6 187V186H5ZM16 187V186H15ZM14 187V188H15ZM30 187V186H29ZM102 187V186H101ZM100 187V188H101ZM104 187V186H103ZM118 187L119 186H117V188H116V190L118 189ZM64 188V187H63ZM96 188V187H95ZM107 188V187H106ZM109 188V187H108ZM181 188V187H180ZM184 188V187H183ZM182 188V189H183ZM214 188H216V189H214ZM2 189H3V187H2ZM2 189H1V191H2ZM6 189V188H5ZM24 189V188H23ZM110 189V188H109ZM120 189V188H119ZM128 189V188H127ZM8 190H9V188H8ZM62 190H64V189H62ZM67 190H69V189H67ZM74 190H78L77 188H75L74 187ZM107 190V189H106ZM155 190V189H154ZM153 190V191H154ZM211 190V195H209V196H207V192H209ZM26 191V190H25ZM61 191V190H60ZM89 191V190H88ZM100 191H103V188H102V190H100ZM156 191V190H155ZM7 192V191H6ZM12 192H13V190H12ZM11 192V193H12ZM73 191H71V194H74V192L72 193ZM93 192H95V191H93ZM98 192V191H97ZM168 192V191H167ZM170 192V191H169ZM177 192H178V190H177ZM195 192V191H194ZM199 192V191H198ZM197 192V193H198ZM15 192H13V194H14ZM16 193H18V192H16ZM88 193V192H87ZM154 193V192H153ZM152 193V195L151 194H146V197H145V199H143V200H141L140 201V205L143 207V208H149L151 205H152V203H153V201H158V198H157V196L156 195H154ZM97 194V193H96ZM101 194V193H100ZM17 194H15V196H16ZM89 195V194H88ZM118 195V194H117ZM160 195V194H159ZM173 195V194H172ZM10 196V195H9ZM65 196V195H64ZM64 196H62V197H64ZM84 196H86V195H84ZM161 196V197H162ZM218 196V197H217ZM113 197H114V195H113ZM112 196H111V198H113ZM128 197V196H127ZM178 197V196H177ZM181 197V196H180ZM179 197V198H180ZM199 197V196H198ZM9 198V197H8ZM94 198V197H93ZM103 198H105V197H103ZM176 198V197H175ZM188 198V197H187ZM6 199V198H5ZM189 199V198H188ZM204 199V200H205ZM84 200V199H83ZM125 200H127L126 198H125ZM201 200V199H200ZM27 201V200H26ZM73 201V200H72ZM128 201V200H127ZM156 201V203H158ZM202 201V200H201ZM14 202H16V201H14ZM106 202V201H105ZM104 202V203H105ZM126 202V201H125ZM161 202H159V203H161ZM171 202V201H170ZM177 202L178 201H173V204L174 205H171V206H177ZM13 204V203H12ZM88 204V203H87ZM183 204H184V202H183ZM206 204H204V205H206ZM123 205V204H122ZM153 205H155L154 203H153ZM180 205V204H179ZM91 206H93V205H91ZM91 206H89V208L91 207ZM100 206V205H99ZM112 206V205H111ZM118 206H120V204H118ZM135 206H137L136 204H135ZM134 206V207H135ZM186 205L184 204V207H185ZM207 206V205H206ZM97 206H95V208H96ZM116 206H114V208H115ZM180 207H181V205H180ZM205 207V206H204ZM215 207V208H214ZM71 208V207H70ZM112 208V207H111ZM125 208V207H124ZM151 208V207H150ZM188 208V207H187ZM94 209V208H93ZM126 209V208H125ZM167 209V210H168ZM176 209H177V207H176ZM182 209V208H181ZM184 209V208H183ZM122 210H123V208H122ZM164 210V209H163ZM179 210H180V208H179ZM185 210V209H184ZM183 210V211H184ZM136 211V210H135ZM151 211V210H150ZM162 211V210H161ZM165 211V210H164ZM168 211V216H169V212ZM187 211V210H186ZM195 211V210H194ZM212 211H214V212H212ZM38 212H40V211H38ZM69 212H71V211H69ZM101 212V211H100ZM99 212V213H100ZM143 211L141 210L140 211V213H142ZM180 212H182L181 210H180ZM208 212L210 213V212H212V213H210V214H222L223 216H218L217 217V221H215L216 223H215V225L214 226H212V227H210V228H207V229H203L202 228V226H200V224H202V222H204V221H206V220H208V219H210L211 218V215L210 214H208ZM29 213V212H28ZM98 213V212H97ZM143 213H146V212H143ZM160 213V212H159ZM171 213V214H172ZM196 213V212H195ZM69 214V213H68ZM96 214V213H95ZM115 214V213H114ZM113 214V215H114ZM163 214V213H162ZM164 214H165V212H164ZM170 214V215H171ZM181 214V213H180ZM183 214V216L185 215V213H182ZM38 215V214H37ZM37 215L36 216H34V217H36L37 218ZM101 215V214H100ZM106 215V214H105ZM160 215H161V213H160ZM174 215H172L173 217H174ZM206 215H208V217L206 218ZM72 216H74V215H72ZM97 216V215H96ZM108 216V218H109V215H107ZM165 216H166V214H165ZM167 216V217H168ZM100 217V216H99ZM106 217V216H105ZM115 217V216H114ZM114 217H112V218H114ZM121 217V216H120ZM163 217H164V215H163ZM170 217V216H169ZM189 217V218H188ZM95 218V217H94ZM107 218V217H106ZM111 218V217H110ZM109 218V219H110ZM145 218L146 219H149L147 216H145ZM145 218H143V219H145ZM216 218V217H215ZM66 219H67V216H66ZM123 219V218H122ZM126 219V218H125ZM125 219H123V220H125ZM163 219V218H162ZM169 219V218H168ZM167 219V220H168ZM174 219V218H173ZM172 219V217H171V221L173 220ZM35 220H37V219H35ZM97 220H98V217H97ZM112 220V219H111ZM114 220V219H113ZM112 220V221H113ZM118 220V219H117ZM119 220H121V219H119ZM131 220V219H130ZM149 220H151V219H149ZM164 220V219H163ZM163 220H162V222H163ZM166 220V221H167ZM170 220V219H169ZM168 220V221H169ZM176 220V219H175ZM174 220V221H175ZM178 220V221H179ZM211 220V219H210ZM61 221V220H60ZM153 221V220H152ZM177 221V220H176ZM66 222V221H65ZM125 222V221H124ZM212 222V221H211ZM210 222V223H211ZM88 223H89V221H88ZM96 223V222H95ZM108 223H109V221H108ZM155 223V222H154ZM153 223V224H154ZM160 223H161V221H160ZM165 224L167 223V222H164ZM170 223V222H169ZM66 224V223H65ZM79 224V223H78ZM91 224V223H90ZM125 224H127V223H125ZM172 224V226L173 227H176L177 225H178V222H173V223H171ZM57 225H58V223H57ZM73 225V224H72ZM88 225V224H87ZM105 225V224H104ZM103 225V226H104ZM120 225V224H119ZM122 225V224H121ZM160 225V224H159ZM62 226V225H61ZM93 226V225H92ZM92 226H91V228H92ZM95 226H97V225H95ZM103 226H101V227H103ZM109 226V225H108ZM123 226H124V224H123ZM126 226V225H125ZM124 226V227H125ZM209 226H211V224L209 225ZM32 227V226H31ZM119 227V226H118ZM161 227V226H160ZM163 227H165L164 225H163ZM163 227H161V229L163 228ZM204 227V226H203ZM90 228V227H89ZM122 228V227H121ZM130 228H132V227H130ZM130 228H128V229H130ZM84 229H85V227H84ZM86 229H88V228H86ZM101 229V228H100ZM106 229V228H105ZM114 228H112V230H113ZM64 230H65V228H64ZM89 230V229H88ZM104 230V229H103ZM111 230V231H112ZM119 230V229H118ZM154 230H156L155 229V227H154ZM158 230V229H157ZM163 230V229H162ZM86 231V230H85ZM84 231V232H85ZM99 231V230H98ZM110 231V232H111ZM135 231V230H134ZM133 232V231H132ZM135 232H137V231H135ZM135 232H133V233H135ZM158 232H159V230H158ZM162 232V231H161ZM123 233H124V231H123ZM126 233V232H125ZM70 234V233H69ZM101 234V233H100ZM113 234H115L114 232L112 233V235ZM129 234V233H128ZM157 234V233H156ZM161 234V233H160ZM159 234V235H160ZM164 234V233H163ZM109 235H110V233H109ZM108 235V236H109ZM121 235H123V234H121ZM125 235V234H124ZM130 235H132V234H130ZM155 235V234H154ZM99 236V235H98ZM97 236V237H98ZM107 235H106V237H108ZM127 235H125V237H126ZM156 236V235H155ZM154 236V237H155ZM157 236H158V234H157ZM163 236V235H162ZM93 237V236H92ZM105 237V236H104ZM111 237V236H110ZM123 236H121V238H122ZM119 238V237H118ZM148 238H150V237H148ZM105 239V238H104ZM133 239V238H132ZM159 240V238L157 237L156 238V240ZM163 239V238H162ZM6 240V239H5ZM11 240V239H10ZM96 240V239H95ZM124 240V239H123ZM122 240V241H123ZM154 240V239H153ZM182 240H179V241H181L182 242ZM8 241V240H7ZM93 241H94V239H93ZM117 241H119V239L117 240ZM140 241V240H139ZM160 241V240H159ZM5 242V241H4ZM12 242V241H11ZM92 242V241H91ZM138 242V241H137ZM157 242V241H156ZM155 241H154V243H155V245L157 246L158 244L156 243ZM173 242V241H172ZM83 243H84V241H83ZM121 243V242H120ZM163 243V242H162ZM168 243V242H167ZM166 243V244H167ZM174 243V242H173ZM14 244H16V243H14ZM96 244H98L97 242H96ZM131 244V243H130ZM137 244V243H136ZM181 244V243H180ZM182 244H184V243H182ZM113 245H115V244H113ZM113 245H111V247H114ZM117 245V244H116ZM119 245V244H118ZM129 245V244H128ZM127 245V246H128ZM134 247H135V245L134 244H132ZM177 245V244H176ZM9 246H10V244H9ZM93 246V245H92ZM154 246V245H153ZM156 246H154V248H152V249H150L149 250V252H148V254L147 255H142V254H138V253H134V248H132V247H127V253H134V255H133V260H131L130 262L128 261L130 258L129 257H127L126 258V256H123V257H121V260H123L124 261V264H152L151 262L149 263V261H151V259H153V261H154V264H169V263H166V262H160V259H161V257L163 256L162 254H164V252L166 251V248H165V251H163V253L162 252H158L157 251V249H159V248H156L155 249V247ZM185 246H187L186 244H185ZM190 246V245H189ZM8 247V246H7ZM78 247V246H77ZM99 247V245L97 246V248ZM121 247H123V246H121ZM168 247V246H167ZM174 247V246H173ZM172 247V248H173ZM81 248V247H80ZM97 248L95 249V250H97ZM162 248V247H161ZM101 249H102V247H101ZM112 249V248H111ZM175 249V247L172 249V250H174ZM207 249V248H206ZM121 250H123V249H121ZM178 251V250H177ZM100 252H102V251H100ZM119 252V251H118ZM117 252V253H118ZM158 252V253H157ZM172 252V251H171ZM174 252H176V251H173V253ZM2 253V252H1ZM1 253H0V255H1ZM89 253V252H88ZM87 253V254H88ZM91 253H93V251H91ZM120 253V252H119ZM142 253H144V252H142ZM25 254V253H24ZM23 254V255H24ZM29 254V253H28ZM82 254V253H81ZM80 254V255H81ZM87 254H86V256H87ZM96 254V253H95ZM104 254V253H103ZM175 254V253H174ZM110 255V254H109ZM122 255H124V254H122ZM122 255H119V256H122ZM130 255V254H129ZM165 255H168V254H165ZM179 255L181 256V254L179 253ZM18 254L17 253H14V252H11V251H8V249L6 248V251H5V254H4V256H3V258H4V260H8V262H10V264H11V262L13 263V264H18L17 262L19 261L18 260ZM83 256H85V255H83ZM98 257H100L99 255H97ZM96 256V257H97ZM146 256V257H145ZM198 256V257H199ZM27 257V256H26ZM104 257V256H103ZM33 258V257H32ZM129 258V259H128ZM163 258V257H162ZM181 258H182V256H181ZM186 258V257H185ZM1 259V258H0ZM38 259V258H37ZM99 259H105V257L104 258H99ZM198 259V258H197ZM203 259V258H202ZM201 259V260H202ZM210 259H212V258H210ZM26 260V259H25ZM25 260H24V262H19V264H25ZM40 260V259H39ZM94 260V259H93ZM96 260V259H95ZM102 260H101V262H102ZM110 260V259H109ZM159 260V261H158ZM191 260V259H190ZM200 260V259H199ZM204 260V259H203ZM206 260V259H205ZM178 261V260H177ZM189 261V260H188ZM194 261H195V259H194ZM213 261V262H212ZM0 262H2V260L0 261ZM84 262V261H83ZM97 262L98 263H101L99 260H97ZM96 262V263H97ZM103 262H105V261H103ZM179 262H180V260H179ZM182 262H184V259H183V261ZM175 263V262H174ZM189 263H191V262H189ZM1 264V263H0ZM83 264V263H82ZM91 264V263H90ZM94 264V263H93ZM111 264V263H110ZM186 264H188L187 262H186Z\"/></svg>",
  "mask_w": 264,
  "mask_h": 264
}]
</instances>
